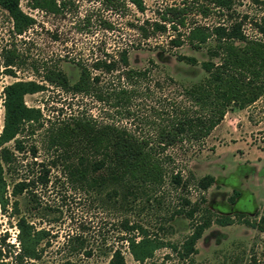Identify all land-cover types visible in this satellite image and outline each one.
<instances>
[{"label":"rangeland","instance_id":"rangeland-1","mask_svg":"<svg viewBox=\"0 0 264 264\" xmlns=\"http://www.w3.org/2000/svg\"><path fill=\"white\" fill-rule=\"evenodd\" d=\"M143 1L144 11L137 10L128 0L125 7L117 11L103 7L97 0H66L58 10L51 11L34 7L30 0H20L21 9L35 20L21 34L13 31L10 14L0 5V52L4 47H14L19 55L12 67L13 74L0 73V128L3 120L2 89L15 79L44 82L43 90L28 93L24 99L27 105L40 106L43 116L51 121L80 114L83 109L99 121L120 122L131 127L139 125V120H129L92 94L63 90L49 84L42 76L45 67L57 66L73 83L79 76V62L90 66L96 56L109 52L117 57L124 47L128 50L129 67L151 68L148 78L136 85L131 102L130 108L138 115L147 114L149 105L157 104L165 94L180 97L177 91L181 85L200 80L206 73L201 62L211 58L206 48L213 45L214 40L210 39L196 49L188 43L170 46L167 40L172 31L142 37L129 22L139 24L144 18H158V11L166 4L182 0ZM234 3L239 11L235 17L248 16L244 22L246 33L260 36L249 24V16L264 12V0H234ZM196 16L205 23H215L224 17L217 11H210L207 17ZM100 18L110 22L111 27H107ZM175 53L194 55L197 62L190 64L178 60ZM212 59L218 60L217 57ZM92 72L100 73L99 86L118 84L115 75L118 70L103 73L92 69ZM166 74L173 76L175 81L168 80ZM49 120H44L43 126H36L32 131L25 129L22 151L14 147V140L6 145L13 152V161L9 167L3 164L8 196L6 211L0 206V237L6 233L4 260L16 264L13 262L18 249L16 222L21 214L27 216L36 228L47 230L39 243L42 247L40 258L31 259L40 264H105L111 248L117 246L122 249L128 263L138 264L126 242L121 240L124 233L120 222L125 216L145 223L151 230L162 222L166 230H158L159 234L176 243L191 231L192 222L200 212L193 220L184 214H176L169 219L176 201L174 193L164 195L162 206H143L142 210L136 206L133 210L111 206L108 199L103 200L108 193L105 190L88 194L80 190L79 184L69 182L65 163L58 157L59 150L50 147L48 142L45 127ZM168 150L184 176L190 170L195 179L207 174L214 178L211 185L200 191L191 180V200L202 194L205 196L203 205L210 209L211 214L229 215L235 221L227 225L211 223L196 242L197 252L187 258L165 246L156 249L144 264H264V230L246 222L264 217V94L246 107H229L223 120L200 147L182 150L173 146ZM39 161L49 167L47 184L35 182L40 203L31 209L22 204L15 209L12 202L20 196L11 194L12 185L25 175L30 177L41 172ZM168 223L170 227H167Z\"/></svg>","mask_w":264,"mask_h":264},{"label":"trees","instance_id":"trees-1","mask_svg":"<svg viewBox=\"0 0 264 264\" xmlns=\"http://www.w3.org/2000/svg\"><path fill=\"white\" fill-rule=\"evenodd\" d=\"M20 0H0L13 20V31L23 33L34 23V18L24 12ZM103 7L119 10L125 7L126 0H97ZM139 11L145 10L143 0H128ZM34 7L56 11L66 0H30ZM210 11H217L224 17L215 23H205L196 15L207 17ZM239 11L234 0H182L166 4L158 11V18H144L135 26L142 37L156 33L168 34L170 46L188 43L193 48H200L208 40H214L207 52L211 58L201 62L206 72L202 78L189 85H181L177 93L180 97L164 95L157 104L149 105L147 114H140L130 108L136 93V85L147 79L150 66L133 68L128 66L127 47L119 50L117 57L104 52L90 63L79 62L78 78L69 82L67 74L57 66L45 67L42 74L49 84L59 86L66 91L92 94L98 101H104L114 107L117 113L129 120H139L134 127L114 121H99L91 113L80 110V114L65 119L51 121L43 116L40 106L27 105L24 96L41 91L44 82L34 79H15L6 83L2 89L3 120L0 128V206L6 211L8 196L7 182L3 175V164L12 163L13 152L7 143L14 140L18 151L23 149V132L32 131L36 126H43L44 120L50 121L45 127L50 147L59 150L58 157L65 163V175L69 182L79 184L85 193L107 191L111 206H121L142 210L143 206H162L164 195L174 193V209L169 215L184 214L193 220L195 214L200 216L192 222L191 231L180 242H172L162 237L158 230L164 232L166 226L159 222L151 230L145 223L125 216L121 220L122 242L138 264L152 257L155 250L168 246L180 257L187 258L197 252L196 242L211 223L220 225L233 223L229 215L215 216L203 205L205 196L199 194L191 200L190 182L194 180L198 191L212 184V175L195 179L192 171L184 176L182 170L175 166L174 157L168 148L178 146L182 150L194 146L200 147L204 139L219 124L229 107L243 108L255 102L264 94V12L258 16H249V24L260 36L248 35L244 29L247 14L239 18ZM89 19V15L86 16ZM100 20L111 27L107 20ZM184 28V29H182ZM17 50L4 47L0 52V73L13 74V66L18 58ZM178 60L196 63L194 55L175 53ZM217 57L218 60H213ZM152 62L153 60L150 59ZM120 66V67H119ZM121 68V69H120ZM92 69L110 73L118 70L117 83L99 86L100 73ZM170 81L173 76L166 74ZM109 84V81L107 82ZM33 153L35 148L32 147ZM35 156V154H34ZM34 163L35 160H34ZM41 172L28 177L23 176L11 188L12 195H19L12 205L26 206L31 209L38 206L35 182L47 184L49 181L47 164L39 161ZM169 219H167L169 221ZM246 222L264 230V217ZM18 232V249L14 253L16 264H40L31 261L39 259L42 247L40 241L45 237V228H36L25 215H20L16 222ZM171 224H167L170 227ZM5 235L0 237V264H12L4 260ZM105 264L128 263L120 247L111 248Z\"/></svg>","mask_w":264,"mask_h":264},{"label":"crops","instance_id":"crops-1","mask_svg":"<svg viewBox=\"0 0 264 264\" xmlns=\"http://www.w3.org/2000/svg\"><path fill=\"white\" fill-rule=\"evenodd\" d=\"M219 124H220V123H219ZM219 124H217V125L214 127V129H215ZM214 129H213V130H214ZM213 130H212V131H213Z\"/></svg>","mask_w":264,"mask_h":264}]
</instances>
